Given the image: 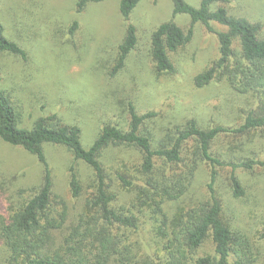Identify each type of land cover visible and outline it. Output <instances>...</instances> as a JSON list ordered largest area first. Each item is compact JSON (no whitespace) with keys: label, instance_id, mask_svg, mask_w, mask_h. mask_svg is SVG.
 <instances>
[{"label":"trees","instance_id":"trees-1","mask_svg":"<svg viewBox=\"0 0 264 264\" xmlns=\"http://www.w3.org/2000/svg\"><path fill=\"white\" fill-rule=\"evenodd\" d=\"M105 1L79 0L77 11ZM118 1L128 21L144 0ZM172 1L174 17L187 15L192 26L185 32L172 20L154 31L152 57L158 73H176L174 56L192 43L195 25L202 24L217 38L218 57L194 84L199 89L226 84L233 96L209 104L237 111L239 122L203 129L193 119L155 147L142 130L155 114L140 115L131 106L127 130L107 124L85 148L82 129L56 115L23 127L21 112L0 89V140L42 168L35 178L20 182L21 176L6 171L0 156V264H264V216L252 193L255 171L264 161H225L213 152L224 140L233 144L264 137V24L231 15L225 7L213 9L227 0H201L198 8L187 0ZM213 23L226 30H216ZM4 32L0 24V52L26 59V51ZM137 43V29L129 24L114 73L125 66ZM46 145L63 147L73 157L68 190L79 211L73 212L55 192ZM110 148L133 151V161L109 168L105 154ZM200 169L206 175L201 194L187 201Z\"/></svg>","mask_w":264,"mask_h":264},{"label":"rangeland","instance_id":"rangeland-1","mask_svg":"<svg viewBox=\"0 0 264 264\" xmlns=\"http://www.w3.org/2000/svg\"><path fill=\"white\" fill-rule=\"evenodd\" d=\"M78 1L0 0V24L5 36L27 54L23 59L0 52V89L21 112L23 127L31 128L39 118L56 115L66 125H78L83 146L89 148L107 124L127 130L133 106L140 115L155 114L142 130L157 147L193 119L203 129L239 122L237 111L209 104L217 98L223 100L225 95L233 96L226 84L215 82L204 89L194 84V78L218 57L217 38L202 24L195 25L192 43L174 56L176 73H158L152 57L154 31L172 20L185 32L192 26L189 16L174 17L172 0H144L128 21L120 13L118 0L90 3L82 12L77 11ZM200 1L187 0L196 8ZM219 7L264 24V0H227L213 9ZM129 24L137 29L138 43L125 66L114 73ZM212 26L226 30L217 23ZM224 141L213 146L214 154L222 160L264 161L263 136L244 137L233 144ZM45 151L54 169L55 192L68 200L73 212L79 211L78 202L70 198L68 190V167L73 157L59 146L46 145ZM0 156L6 171L21 176L20 182L35 178L42 170L33 157L14 151L1 140ZM133 159V151L121 148H110L105 154L109 168H120ZM79 167L86 172L85 164ZM199 172L187 201L201 194L206 175L202 169ZM255 175L252 193L257 196L258 214L264 216V167H258Z\"/></svg>","mask_w":264,"mask_h":264}]
</instances>
